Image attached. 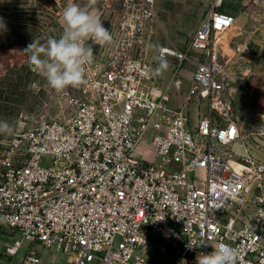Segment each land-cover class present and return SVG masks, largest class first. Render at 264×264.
<instances>
[{
	"label": "built area",
	"instance_id": "1",
	"mask_svg": "<svg viewBox=\"0 0 264 264\" xmlns=\"http://www.w3.org/2000/svg\"><path fill=\"white\" fill-rule=\"evenodd\" d=\"M224 1L200 0L187 50L159 51L180 64L199 53L177 108L148 59L156 0L105 4L113 39L88 42L85 82L57 92L56 117L40 110L0 147V235L11 237L0 264L23 241L70 264H196L219 242L239 249L238 264H264V160L252 152L264 150V120L249 107L244 121L258 122L244 130L224 94L220 35L234 22ZM202 103L192 126L189 108ZM21 264L41 258L29 250Z\"/></svg>",
	"mask_w": 264,
	"mask_h": 264
},
{
	"label": "rangeland",
	"instance_id": "2",
	"mask_svg": "<svg viewBox=\"0 0 264 264\" xmlns=\"http://www.w3.org/2000/svg\"><path fill=\"white\" fill-rule=\"evenodd\" d=\"M73 2L81 7L88 4V0ZM227 2L230 0L224 1L223 9ZM67 3L68 0H0V120H6L13 127V133L17 128L29 125L42 109H47L50 117L59 113L57 92L32 70L28 63L30 54L23 50L32 40L43 44L49 36H60L62 12ZM156 11L158 22L148 59L157 85L163 92H170L172 103L180 106L191 90V77L199 53L192 51L189 60L182 64L169 55L165 58L167 69L157 74L159 51L162 48L187 50L206 11L200 0H156ZM220 36L221 41L227 39V33ZM186 65L190 66L188 72L184 71ZM176 68L182 82L177 94L173 95L172 80ZM183 82H187L184 87ZM198 116L196 113L194 118ZM249 126L250 123L244 122L242 127L245 130ZM11 135L0 133V147ZM260 143L264 149V141ZM252 152L264 160V150ZM5 245H0V256Z\"/></svg>",
	"mask_w": 264,
	"mask_h": 264
},
{
	"label": "crops",
	"instance_id": "3",
	"mask_svg": "<svg viewBox=\"0 0 264 264\" xmlns=\"http://www.w3.org/2000/svg\"><path fill=\"white\" fill-rule=\"evenodd\" d=\"M111 0H96L90 9L102 20L111 17L105 4ZM224 11L234 18L231 28L226 32L227 39L220 46L221 63L224 66L223 79L226 85L224 94L230 100L239 123L244 124V114L250 107L255 110L258 119L264 120V0H230ZM190 70L186 65L185 72ZM182 82V81H181ZM187 83V82H185ZM183 82V87L185 86ZM171 92L177 94L173 88ZM178 96H180L178 94ZM171 105L172 97L170 95ZM206 110V104L190 106V124L193 126ZM200 113V114H198ZM258 120H249L254 125ZM11 242V237L0 235V245ZM32 250L40 256L41 264H70V259L55 251L44 250L38 244L23 241L17 255L7 264H21L25 254Z\"/></svg>",
	"mask_w": 264,
	"mask_h": 264
},
{
	"label": "clouds",
	"instance_id": "4",
	"mask_svg": "<svg viewBox=\"0 0 264 264\" xmlns=\"http://www.w3.org/2000/svg\"><path fill=\"white\" fill-rule=\"evenodd\" d=\"M95 4L96 0H88V4L81 7L73 0H68L62 12L63 30L60 36H49L43 44L32 40L23 50L30 54L28 63L32 70L42 76L49 87L58 93L85 82V66L93 60V47L89 41L103 46L111 43L113 39L110 30L104 27L101 17L90 10ZM167 67V60L159 57L156 73H161ZM13 131V127L6 120H0V133L11 135ZM210 246L213 251L207 254L198 253L196 264H238V248L223 242ZM193 247L195 246L190 240L188 248Z\"/></svg>",
	"mask_w": 264,
	"mask_h": 264
},
{
	"label": "bare ground",
	"instance_id": "5",
	"mask_svg": "<svg viewBox=\"0 0 264 264\" xmlns=\"http://www.w3.org/2000/svg\"><path fill=\"white\" fill-rule=\"evenodd\" d=\"M234 165V167L237 169V166L235 165V164H233Z\"/></svg>",
	"mask_w": 264,
	"mask_h": 264
}]
</instances>
